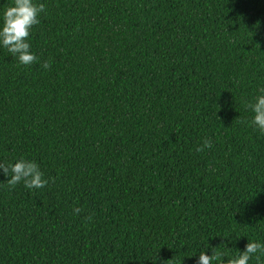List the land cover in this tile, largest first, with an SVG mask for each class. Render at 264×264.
<instances>
[{
	"label": "trees",
	"instance_id": "obj_1",
	"mask_svg": "<svg viewBox=\"0 0 264 264\" xmlns=\"http://www.w3.org/2000/svg\"><path fill=\"white\" fill-rule=\"evenodd\" d=\"M33 2L38 62L0 43V161L49 183L0 171V264H197L219 246L227 264L264 244V133L245 107L264 88V0Z\"/></svg>",
	"mask_w": 264,
	"mask_h": 264
},
{
	"label": "clouds",
	"instance_id": "obj_2",
	"mask_svg": "<svg viewBox=\"0 0 264 264\" xmlns=\"http://www.w3.org/2000/svg\"><path fill=\"white\" fill-rule=\"evenodd\" d=\"M45 4H36L33 0H14V4L6 7L3 14V27L0 29V43L8 50L12 57L18 58L21 65L29 66L38 62V57L31 52L28 42L31 30L40 23L39 16L46 13ZM43 68L51 67L49 62H44ZM260 95L256 97L255 103H248L246 108L254 112L251 124L256 126L261 133H264V88H261ZM241 122H246L241 120ZM212 148V141L205 139L202 146L196 148L197 152H204ZM0 171L7 177L6 183L9 187H15L23 181L28 189L44 188L49 181L43 178V173L39 165L33 161L19 159L14 164L0 161ZM79 208L73 209L75 214L80 213ZM90 219V218H86ZM220 247V246H219ZM219 247L211 249L212 255L205 252L199 254L197 264H213V261H221L224 253L219 251ZM264 255V244L258 242H248L245 250L239 252L237 258L228 259L227 264H249L250 259L256 253ZM259 260V257H257Z\"/></svg>",
	"mask_w": 264,
	"mask_h": 264
}]
</instances>
